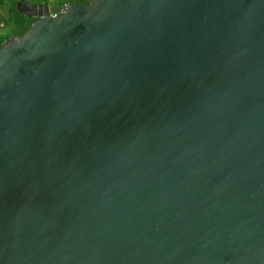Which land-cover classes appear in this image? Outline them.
I'll return each instance as SVG.
<instances>
[{
    "label": "water",
    "instance_id": "95a60500",
    "mask_svg": "<svg viewBox=\"0 0 264 264\" xmlns=\"http://www.w3.org/2000/svg\"><path fill=\"white\" fill-rule=\"evenodd\" d=\"M16 9L0 264H264V0Z\"/></svg>",
    "mask_w": 264,
    "mask_h": 264
},
{
    "label": "trees",
    "instance_id": "16d2710c",
    "mask_svg": "<svg viewBox=\"0 0 264 264\" xmlns=\"http://www.w3.org/2000/svg\"><path fill=\"white\" fill-rule=\"evenodd\" d=\"M20 0H0V46L11 37L21 36L31 25L33 18H29L16 9ZM26 3L48 2L52 12L66 3H88L89 0H22Z\"/></svg>",
    "mask_w": 264,
    "mask_h": 264
},
{
    "label": "built area",
    "instance_id": "2783aa9c",
    "mask_svg": "<svg viewBox=\"0 0 264 264\" xmlns=\"http://www.w3.org/2000/svg\"><path fill=\"white\" fill-rule=\"evenodd\" d=\"M63 9H64V6L58 8V10L54 11V12H51L50 13V16H57L58 14L62 13L63 12Z\"/></svg>",
    "mask_w": 264,
    "mask_h": 264
},
{
    "label": "flooded vegetation",
    "instance_id": "af4514ba",
    "mask_svg": "<svg viewBox=\"0 0 264 264\" xmlns=\"http://www.w3.org/2000/svg\"><path fill=\"white\" fill-rule=\"evenodd\" d=\"M28 4H29V5H31V4H36V3H31V2H28ZM50 11H51V9H50ZM51 12H52V11H51Z\"/></svg>",
    "mask_w": 264,
    "mask_h": 264
}]
</instances>
